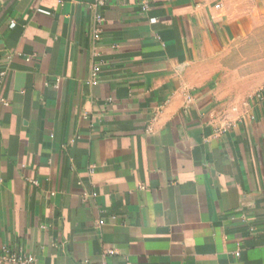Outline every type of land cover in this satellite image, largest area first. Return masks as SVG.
Returning <instances> with one entry per match:
<instances>
[{
	"label": "crops",
	"instance_id": "0c3cea01",
	"mask_svg": "<svg viewBox=\"0 0 264 264\" xmlns=\"http://www.w3.org/2000/svg\"><path fill=\"white\" fill-rule=\"evenodd\" d=\"M142 1L0 0V264H264V0Z\"/></svg>",
	"mask_w": 264,
	"mask_h": 264
},
{
	"label": "built area",
	"instance_id": "2783aa9c",
	"mask_svg": "<svg viewBox=\"0 0 264 264\" xmlns=\"http://www.w3.org/2000/svg\"><path fill=\"white\" fill-rule=\"evenodd\" d=\"M98 5L101 9L94 18L95 22V28L93 31V49H94V54L98 58L96 63L93 65L92 70L90 72V77L88 78V83L89 84H97L100 79V73L102 71V67L104 65L105 60L101 57L102 53L99 49V41L101 39V34L103 30V24L105 21V16L103 14V8L105 6L106 0H97ZM149 8V0H143L142 1V9L146 11ZM16 22H13L12 25L14 26ZM255 96L262 100L264 102V87L258 90L255 94ZM34 184H37V180L32 181ZM100 223L103 224L104 220H100ZM3 252V257L5 260H8L10 262L14 263H20V264H34L35 263V257L31 254H27L26 251L23 249H14L12 246L7 245L2 248ZM113 253V251H111ZM236 255H240V249L236 251ZM105 264V263H101Z\"/></svg>",
	"mask_w": 264,
	"mask_h": 264
}]
</instances>
